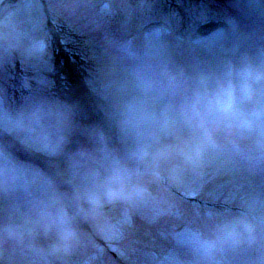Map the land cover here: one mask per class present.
<instances>
[{
	"label": "rangeland",
	"instance_id": "1",
	"mask_svg": "<svg viewBox=\"0 0 264 264\" xmlns=\"http://www.w3.org/2000/svg\"><path fill=\"white\" fill-rule=\"evenodd\" d=\"M45 2L84 37L98 62L115 105L117 157L111 171L64 157L70 125L58 148L28 145L70 179L65 183L81 202L70 220L59 186L18 159V146L12 154L0 141L30 171L0 188V264H264V83L230 75L264 56V0H232L213 16L226 31L198 41L179 32L170 39L159 29L130 31V10L117 3L118 21L109 0H0V112H35L54 133L66 105L31 92L46 83L37 77L36 59L29 67L22 54L45 40L39 24ZM18 68L26 79L21 98L7 93ZM218 80L229 83L227 100L212 106L207 96ZM241 219L254 226V236L221 243V226ZM193 234L214 245L207 256L188 241Z\"/></svg>",
	"mask_w": 264,
	"mask_h": 264
},
{
	"label": "clouds",
	"instance_id": "2",
	"mask_svg": "<svg viewBox=\"0 0 264 264\" xmlns=\"http://www.w3.org/2000/svg\"><path fill=\"white\" fill-rule=\"evenodd\" d=\"M47 52L45 40L39 39L33 41L27 48L22 50V54L28 56L44 55ZM237 75L243 79L255 83H264V56L261 57L259 64L253 67L250 64L245 65ZM215 90L208 94L207 102L212 106H222L227 100L229 83L227 80H218L215 82ZM72 120L71 107L65 106L58 112V126L55 132H49L40 125L36 119L35 112L22 110L19 114L13 116L7 112H0V133L18 138L26 145H40L45 149H55L60 146L62 136L61 130L69 126ZM55 135V139L53 136ZM30 171L24 165L18 163L12 155L0 146V188L7 189L15 186L18 181L25 180ZM33 179L38 177L37 173H31ZM255 228L246 220H238L227 223L220 228V242L224 244L231 243L242 236L252 238ZM188 241L194 246L195 250L201 256H207L214 247L213 244L201 241L195 234L188 237Z\"/></svg>",
	"mask_w": 264,
	"mask_h": 264
},
{
	"label": "trees",
	"instance_id": "3",
	"mask_svg": "<svg viewBox=\"0 0 264 264\" xmlns=\"http://www.w3.org/2000/svg\"><path fill=\"white\" fill-rule=\"evenodd\" d=\"M59 26V29L62 30V26ZM66 37H71L73 41V47L66 48L63 54L60 55L58 58L61 59V62L59 61L61 65V75L64 79V85L63 89L61 88V83L59 79H57L56 83L52 86V91L54 92H62V94L67 92L66 96L68 94H72L71 89L72 87L76 89V85H80V88L82 86L85 87L83 96L84 99L87 100L86 102L80 101L77 105L78 107H75L76 109V116L74 118V122L77 123V128L75 127L73 132H71V142H73V145H69V153L76 155L78 158H80L81 161L88 163V165H91L93 167L100 168L99 170L102 171V166L108 167L106 164L109 160L108 156L114 157L115 152V143L113 141V138L110 136H107L106 133L109 130H112L113 127L110 124V111L108 109V100L106 98L105 92L98 86V83L95 80V73L91 69L89 62L85 60L83 57V45L81 44L80 39L74 38L73 34L70 31H65ZM53 38V37H52ZM69 46H71L69 44ZM58 52V51H57ZM57 54L54 52V57ZM51 63L54 64L53 57L51 58ZM68 61V63L66 62ZM52 69H50V75L54 78H57L56 73V67L55 64ZM67 64H76V75L78 77V81H75V78L71 76V68L67 67ZM60 84V85H59ZM69 91V93H68ZM64 92V93H63ZM70 98V97H68ZM71 100V98H70ZM74 102V101H73ZM105 112V113H104ZM102 127L103 130L99 131V129ZM105 128V130H104ZM112 128V129H111ZM113 131V130H112ZM92 136V140H89ZM100 141H103V143H107L109 145L101 144ZM70 142V143H71ZM72 155V156H73ZM56 171L58 175L63 179L57 180L59 185L63 187L64 182L61 181H68L67 178H63L62 170L60 167H56ZM61 172V173H60ZM63 197L65 201L67 202L68 207L70 208V213L72 215H75V213L78 211V203H81L77 197H75L74 191L72 189V186L69 185L66 187V189L62 190ZM75 206H71V204ZM75 207V208H74Z\"/></svg>",
	"mask_w": 264,
	"mask_h": 264
},
{
	"label": "flooded vegetation",
	"instance_id": "4",
	"mask_svg": "<svg viewBox=\"0 0 264 264\" xmlns=\"http://www.w3.org/2000/svg\"><path fill=\"white\" fill-rule=\"evenodd\" d=\"M170 1H173V0H167V2H170ZM178 1H181L182 3H186L188 4L189 2H191L192 0H178Z\"/></svg>",
	"mask_w": 264,
	"mask_h": 264
},
{
	"label": "water",
	"instance_id": "5",
	"mask_svg": "<svg viewBox=\"0 0 264 264\" xmlns=\"http://www.w3.org/2000/svg\"><path fill=\"white\" fill-rule=\"evenodd\" d=\"M210 27H211V25H209ZM201 29H203V28H201Z\"/></svg>",
	"mask_w": 264,
	"mask_h": 264
}]
</instances>
